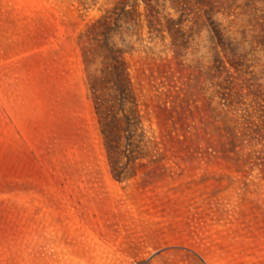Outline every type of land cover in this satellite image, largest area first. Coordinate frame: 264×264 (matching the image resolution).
<instances>
[{"label":"rangeland","instance_id":"1","mask_svg":"<svg viewBox=\"0 0 264 264\" xmlns=\"http://www.w3.org/2000/svg\"><path fill=\"white\" fill-rule=\"evenodd\" d=\"M207 259L264 264V0H0V264Z\"/></svg>","mask_w":264,"mask_h":264},{"label":"trees","instance_id":"2","mask_svg":"<svg viewBox=\"0 0 264 264\" xmlns=\"http://www.w3.org/2000/svg\"><path fill=\"white\" fill-rule=\"evenodd\" d=\"M97 48L101 49L100 51L102 52H95L96 55L100 57V62L102 63L100 68L102 74L94 75V79H100L103 75H110L109 80L112 81L114 88L118 91V94L115 97L123 102V100L127 99L125 96L127 95L126 86L128 84L124 61L121 55L118 52H115V50L104 39L103 41L98 42L97 46H95V49ZM97 84L98 83L94 81V86L93 83L90 85L94 90L95 109L104 136L105 146L106 149L110 151L115 149L118 145L120 133L122 129H124V127L118 125V120H122V117L124 116L117 118V111L110 113L114 103L101 97V94L97 92V90L100 89V87H97Z\"/></svg>","mask_w":264,"mask_h":264},{"label":"crops","instance_id":"3","mask_svg":"<svg viewBox=\"0 0 264 264\" xmlns=\"http://www.w3.org/2000/svg\"><path fill=\"white\" fill-rule=\"evenodd\" d=\"M209 246H208V250H207V258H209V257L214 255V248L209 249ZM197 253L200 254V251L197 250ZM201 254H203V253H201ZM207 262H208V264H210L211 261L209 259H207Z\"/></svg>","mask_w":264,"mask_h":264},{"label":"built area","instance_id":"4","mask_svg":"<svg viewBox=\"0 0 264 264\" xmlns=\"http://www.w3.org/2000/svg\"><path fill=\"white\" fill-rule=\"evenodd\" d=\"M138 264H140V263H138Z\"/></svg>","mask_w":264,"mask_h":264}]
</instances>
